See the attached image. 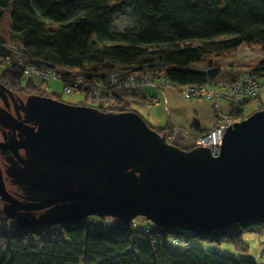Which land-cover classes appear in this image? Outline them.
Here are the masks:
<instances>
[{
    "label": "trees",
    "instance_id": "trees-1",
    "mask_svg": "<svg viewBox=\"0 0 264 264\" xmlns=\"http://www.w3.org/2000/svg\"><path fill=\"white\" fill-rule=\"evenodd\" d=\"M9 8L10 40L40 66L92 71L150 66L181 88L225 73L212 61L200 66L208 54L228 53L243 45L264 52V0H0V19ZM126 9L136 23L116 31L114 18ZM249 68L264 76V55ZM0 79L29 94L71 103L23 81L20 72L4 70ZM245 106L232 111L238 121L248 117ZM97 108L138 113L124 95L115 107ZM148 124L160 134L170 125ZM190 130L200 134L209 129L194 122ZM88 219L57 225L64 229L66 240H52L45 238L50 226L22 228L16 221L14 226L0 209V264H258L240 255L250 250L243 233L264 234L261 219L198 233L152 222L140 229L136 218L128 222L114 218L112 228L102 231L92 228ZM186 234L210 243L230 242L240 254L194 246L180 251L166 241Z\"/></svg>",
    "mask_w": 264,
    "mask_h": 264
},
{
    "label": "water",
    "instance_id": "water-1",
    "mask_svg": "<svg viewBox=\"0 0 264 264\" xmlns=\"http://www.w3.org/2000/svg\"><path fill=\"white\" fill-rule=\"evenodd\" d=\"M23 110L35 125L18 122L14 150L26 155L17 153L20 164L8 174L25 200L10 193L0 170L2 211L22 228L142 216L198 233L264 221V109L228 128L218 156L166 143L135 111L42 95L29 96Z\"/></svg>",
    "mask_w": 264,
    "mask_h": 264
},
{
    "label": "built area",
    "instance_id": "built-area-1",
    "mask_svg": "<svg viewBox=\"0 0 264 264\" xmlns=\"http://www.w3.org/2000/svg\"><path fill=\"white\" fill-rule=\"evenodd\" d=\"M2 48H7L10 52L0 53V72L21 70L23 81H30L33 85L46 86L47 88H49L48 83L52 80L62 81L67 78L63 85V93L70 95L76 92H86L90 106L115 107L118 105L119 97L129 93L132 96H140V98L145 99L149 106H156L163 102V105L168 109V96L165 86L173 85V83L157 68L150 66L140 69L115 68L102 72L99 77H93V73L73 77L75 74L73 69L61 66H40L30 54L0 40V49ZM232 73L234 76L226 80L215 79L181 88L172 86L180 90L186 97L199 96L210 100L217 111V115L214 126L200 134L192 132L188 128L170 124L163 134L166 143L184 149L206 147L213 156L220 155L224 136L228 128L238 119L233 116V110L227 112L219 106V103L225 102L233 109L242 107L260 97L264 90V76L254 73L251 68H239ZM148 89L159 91V95L151 93ZM88 218V221L93 225L92 228L96 227L98 230L108 231L113 226L114 218L111 216L103 218L91 216ZM135 238H138L137 234ZM169 245L172 249L180 251L186 248L179 237H174Z\"/></svg>",
    "mask_w": 264,
    "mask_h": 264
},
{
    "label": "rangeland",
    "instance_id": "rangeland-1",
    "mask_svg": "<svg viewBox=\"0 0 264 264\" xmlns=\"http://www.w3.org/2000/svg\"><path fill=\"white\" fill-rule=\"evenodd\" d=\"M11 9H7L4 12L3 17L0 19V40L2 37H5L7 45H12L17 48L18 44H14L11 41ZM136 23V18L132 15L131 11L126 9L118 12L114 18V29L116 31H121L125 27L133 26ZM20 49V48H17ZM264 52L262 50H251L246 46H241L236 50L231 52H222L218 55L208 54L204 61L200 63L201 67H205L208 61H212L216 64L217 67H220L222 71L225 73H230L229 71H235L239 68H249L253 65H256L258 60L262 58ZM234 67H231V66ZM2 72V71H1ZM103 72V71H102ZM73 73L78 75L85 74V71L82 69H74ZM171 85V87H169ZM174 85V84H173ZM172 84H168L165 87L166 94L168 96V109L163 105L164 103H159L156 106H149L145 99L140 98V96H132L129 93L123 94L128 97L131 101V105L135 108L136 111L151 125L153 126H165L167 124H175L185 128L190 129L194 122H198L202 129H210L215 120L217 111L213 105V103L206 99L201 98L199 96L196 97H186L180 90H178ZM42 90H44L47 94L56 93L58 96L60 95L63 100H67L71 103L78 104L82 102L86 105H89L88 95L86 92H76L70 95L64 94L63 91V83L61 81L52 80L48 83V87L39 86ZM151 93L159 95V91L148 89ZM57 99V98H56ZM260 104H264V90L260 94L259 99L252 100L248 105L244 107L246 115H251L257 110H261ZM219 106L227 112L233 110L232 106H229L225 102H220ZM264 109V108H263ZM4 206V202L0 200V209ZM109 217V216H108ZM138 228H143L145 225L149 224L148 219H143L142 216H139L135 219ZM14 226L15 221H10ZM17 223V222H16ZM246 233L254 234L253 232H244L243 237ZM248 235V234H247ZM264 235V234H263ZM46 239L52 240H66L64 229L60 226H50L45 235ZM173 237L169 236L166 240L168 243L172 242ZM182 243L186 247L194 246V247H202L209 250L218 249L220 251L231 252L235 254L237 253L235 247L230 242H224L221 244L210 243L202 240L191 239L189 235L186 234V238H181ZM250 245L249 253L240 254L242 256H247L250 258H256V244L254 241L248 243ZM259 262L258 259H254Z\"/></svg>",
    "mask_w": 264,
    "mask_h": 264
},
{
    "label": "flooded vegetation",
    "instance_id": "flooded-vegetation-1",
    "mask_svg": "<svg viewBox=\"0 0 264 264\" xmlns=\"http://www.w3.org/2000/svg\"><path fill=\"white\" fill-rule=\"evenodd\" d=\"M31 95L20 88H12L4 79H0V116L9 118L8 123L6 121L8 126L0 119V170L7 189L21 200H25L22 191L14 184L8 170L11 166L20 164L17 153L26 155L22 148L15 151L14 143L20 138L21 133L18 122L23 121L31 127L35 125L32 121H24L26 115L23 106Z\"/></svg>",
    "mask_w": 264,
    "mask_h": 264
},
{
    "label": "crops",
    "instance_id": "crops-1",
    "mask_svg": "<svg viewBox=\"0 0 264 264\" xmlns=\"http://www.w3.org/2000/svg\"><path fill=\"white\" fill-rule=\"evenodd\" d=\"M232 76H234V73H232V72L222 73V74H220V76L217 79L218 80H226ZM127 99L129 100L128 97H127ZM215 122H216V120H215ZM215 122H214V124H215ZM214 124H213V126H214ZM244 239L247 243H251V241L255 242L257 251H256V256H255L256 258H253V259H258L259 260L258 264H264V235L263 234L262 235L256 234V233H254V234L246 233L244 235Z\"/></svg>",
    "mask_w": 264,
    "mask_h": 264
},
{
    "label": "bare ground",
    "instance_id": "bare-ground-1",
    "mask_svg": "<svg viewBox=\"0 0 264 264\" xmlns=\"http://www.w3.org/2000/svg\"><path fill=\"white\" fill-rule=\"evenodd\" d=\"M2 40H3V38H2ZM14 44H18L17 43V41H15V42H13ZM17 48H20L19 47V44H18V46H17ZM20 50H22V52H24V53H27V51H25L23 48H20ZM8 52H10V50L9 49H7V48H2V49H0V53H2V54H6V53H8ZM126 69H128V68H126ZM13 72L15 71H17V72H20V76L22 77V72H21V70H12ZM83 71H85V73L86 74H84L83 76H86V75H89L88 73H93V77H99L100 76V74L102 73V70H98V71H92V70H83ZM106 70H104L103 71V73L105 72ZM76 76H79L78 74H74L73 75V77H76ZM82 76V77H83ZM81 77V78H82ZM66 79L67 78H64L61 82L63 83V85L65 84V82H66ZM63 92V91H62ZM223 252H225V251H223Z\"/></svg>",
    "mask_w": 264,
    "mask_h": 264
}]
</instances>
